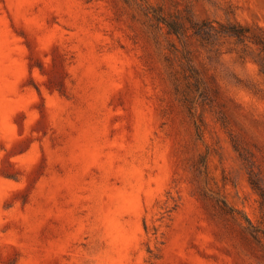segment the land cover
<instances>
[{
    "label": "rangeland",
    "instance_id": "rangeland-1",
    "mask_svg": "<svg viewBox=\"0 0 264 264\" xmlns=\"http://www.w3.org/2000/svg\"><path fill=\"white\" fill-rule=\"evenodd\" d=\"M174 20L264 0H0V264H264V48Z\"/></svg>",
    "mask_w": 264,
    "mask_h": 264
},
{
    "label": "trees",
    "instance_id": "trees-1",
    "mask_svg": "<svg viewBox=\"0 0 264 264\" xmlns=\"http://www.w3.org/2000/svg\"><path fill=\"white\" fill-rule=\"evenodd\" d=\"M164 24L168 31L176 36H179L183 32H187L189 30L190 36L203 44L209 42V39L212 36L217 35L232 38L238 41L250 39L253 44L261 45L264 48V38L249 37L248 28L238 23L224 25L221 23H214L208 21L201 23H194L192 21H189L188 28H184L180 24V22L176 20L170 22L166 21ZM262 74L264 75V72H262Z\"/></svg>",
    "mask_w": 264,
    "mask_h": 264
}]
</instances>
